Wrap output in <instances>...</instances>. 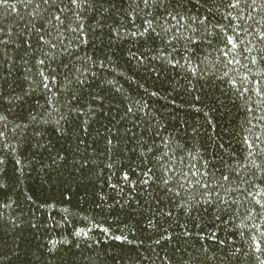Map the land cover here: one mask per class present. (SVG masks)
Masks as SVG:
<instances>
[{
  "label": "trees",
  "instance_id": "1",
  "mask_svg": "<svg viewBox=\"0 0 264 264\" xmlns=\"http://www.w3.org/2000/svg\"><path fill=\"white\" fill-rule=\"evenodd\" d=\"M0 264H264V0H0Z\"/></svg>",
  "mask_w": 264,
  "mask_h": 264
}]
</instances>
